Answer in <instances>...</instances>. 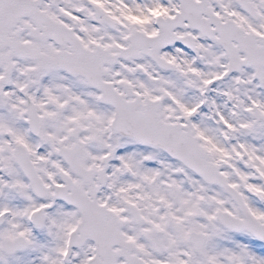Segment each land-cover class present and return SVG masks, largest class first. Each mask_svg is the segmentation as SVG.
<instances>
[{"label": "snow or ice", "instance_id": "snow-or-ice-1", "mask_svg": "<svg viewBox=\"0 0 264 264\" xmlns=\"http://www.w3.org/2000/svg\"><path fill=\"white\" fill-rule=\"evenodd\" d=\"M0 264H264V0H0Z\"/></svg>", "mask_w": 264, "mask_h": 264}]
</instances>
